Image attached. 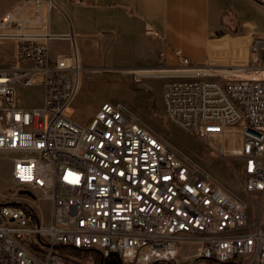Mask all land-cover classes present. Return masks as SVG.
I'll list each match as a JSON object with an SVG mask.
<instances>
[{
    "label": "built area",
    "instance_id": "obj_1",
    "mask_svg": "<svg viewBox=\"0 0 264 264\" xmlns=\"http://www.w3.org/2000/svg\"><path fill=\"white\" fill-rule=\"evenodd\" d=\"M52 7L16 0L0 14V46L12 47L0 59V154L29 192L0 204V264H66L61 247L93 249L104 262L115 253L122 264L184 256L264 264V35L213 38L201 64L175 49L176 64L150 66L165 72L130 73L163 79L165 117L182 132L218 138L223 156L236 139L244 191L257 196L251 217L246 202L124 103L104 102L85 122L70 116L85 69L72 46L51 54V40L69 38L48 31ZM145 33L158 37L150 24ZM31 88L39 104L22 100ZM35 199L49 201L47 222Z\"/></svg>",
    "mask_w": 264,
    "mask_h": 264
},
{
    "label": "crops",
    "instance_id": "obj_2",
    "mask_svg": "<svg viewBox=\"0 0 264 264\" xmlns=\"http://www.w3.org/2000/svg\"><path fill=\"white\" fill-rule=\"evenodd\" d=\"M80 1L64 0V6L54 1L52 9L62 12V25H51L49 13L47 29L53 34L69 36L50 41V44L53 41L68 43L66 51L50 48L53 56L68 54L72 46L82 66L87 68H125L126 64L141 61L145 66L137 67L154 66L148 65L151 62L174 65L172 52L175 49L198 64L212 55L209 43L213 38L264 35V5L259 0ZM64 7L100 11L104 21L90 26L83 16L69 17ZM148 24L158 32V37L145 33Z\"/></svg>",
    "mask_w": 264,
    "mask_h": 264
},
{
    "label": "rangeland",
    "instance_id": "obj_3",
    "mask_svg": "<svg viewBox=\"0 0 264 264\" xmlns=\"http://www.w3.org/2000/svg\"><path fill=\"white\" fill-rule=\"evenodd\" d=\"M16 0H0V14L9 8ZM58 5L64 6V0H54ZM53 8V7H52ZM51 8V9H52ZM50 13V24L62 25V12L52 9ZM64 12L69 16L80 15L85 18L88 25L103 23L104 19L99 15L100 11L94 10H67ZM48 21V20H47ZM241 45V44H240ZM12 47L0 46V59L7 61L11 58ZM51 51L67 50L68 43L53 41L50 44ZM212 49V48H211ZM220 49V47H217ZM242 52V51H240ZM203 63V62H201ZM198 63V64H201ZM162 65L163 63H150L148 65ZM125 68L110 69L102 66L84 67L77 95L70 107V116L79 122H85L87 117L104 102H122L127 105L139 118L140 122L156 133L166 138L174 150L180 151L206 171L210 172L228 189L246 202L250 216L255 214L257 196L244 191L241 176L242 162L238 156L236 139L228 141L225 156L220 153V142L216 137L195 138L179 130L165 117L162 100L163 79L157 77H142L136 79L132 74L122 73L119 69H131L137 66H145V62L129 63ZM144 68V67H140ZM148 68V67H145ZM163 68V67H156ZM41 94L38 88H31L23 93L22 100L26 104L36 105L40 103ZM10 161L7 156L0 154V204L10 202L18 203L16 198L25 195L26 191L16 186L10 178ZM21 198V197H20ZM29 204L34 211L39 212L40 219L47 222L50 213V203L47 199H35ZM261 217L264 219V204L261 207ZM60 249L68 262L66 264H96L90 259H85L81 254H76L68 248ZM99 254V252H96ZM66 260V261H67ZM147 264H171L163 261H155ZM173 264V263H172ZM177 264H206L202 261L192 262L184 256ZM213 264V263H212Z\"/></svg>",
    "mask_w": 264,
    "mask_h": 264
},
{
    "label": "trees",
    "instance_id": "obj_4",
    "mask_svg": "<svg viewBox=\"0 0 264 264\" xmlns=\"http://www.w3.org/2000/svg\"><path fill=\"white\" fill-rule=\"evenodd\" d=\"M13 205H16V203L11 202ZM68 248L70 251H74L76 254H81L85 259H90L96 264H105L103 258L101 257L100 253L97 254L95 250L93 249H78V248H72V247H61V249ZM65 250V249H64ZM206 264H212L211 262H205Z\"/></svg>",
    "mask_w": 264,
    "mask_h": 264
},
{
    "label": "bare ground",
    "instance_id": "obj_5",
    "mask_svg": "<svg viewBox=\"0 0 264 264\" xmlns=\"http://www.w3.org/2000/svg\"><path fill=\"white\" fill-rule=\"evenodd\" d=\"M122 73H131L132 71L136 73H143V74H159L166 71V69L163 68H156V67H148V68H129V69H119Z\"/></svg>",
    "mask_w": 264,
    "mask_h": 264
},
{
    "label": "water",
    "instance_id": "obj_6",
    "mask_svg": "<svg viewBox=\"0 0 264 264\" xmlns=\"http://www.w3.org/2000/svg\"><path fill=\"white\" fill-rule=\"evenodd\" d=\"M26 194H29V192H25ZM105 264H122L120 259L118 258L117 254L112 253L108 260H105Z\"/></svg>",
    "mask_w": 264,
    "mask_h": 264
}]
</instances>
